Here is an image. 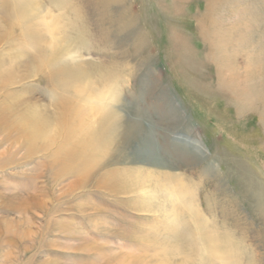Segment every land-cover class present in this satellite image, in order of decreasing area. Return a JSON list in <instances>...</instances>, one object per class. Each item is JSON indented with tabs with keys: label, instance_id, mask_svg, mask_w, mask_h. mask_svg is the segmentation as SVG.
Wrapping results in <instances>:
<instances>
[{
	"label": "rangeland",
	"instance_id": "rangeland-1",
	"mask_svg": "<svg viewBox=\"0 0 264 264\" xmlns=\"http://www.w3.org/2000/svg\"><path fill=\"white\" fill-rule=\"evenodd\" d=\"M35 1L0 0V264H209L212 230L264 264V0ZM62 98L108 143L63 131Z\"/></svg>",
	"mask_w": 264,
	"mask_h": 264
},
{
	"label": "bare ground",
	"instance_id": "bare-ground-1",
	"mask_svg": "<svg viewBox=\"0 0 264 264\" xmlns=\"http://www.w3.org/2000/svg\"><path fill=\"white\" fill-rule=\"evenodd\" d=\"M20 5L24 8V11L26 12H41L42 7L40 6V4L38 5L36 3L35 0H20ZM42 23L47 26L48 29H51V32L53 33V35L55 36L56 40H59V38L57 39L56 34H55V29H57V26L53 24V22L51 20H49V17H43L42 19ZM53 36V37H54ZM61 38V37H60ZM68 43V41H66ZM53 47L55 46V43L53 42ZM65 52L69 53V56H75V54H77V47L75 45L72 44V46H67L65 48ZM87 67V68H86ZM85 67V64H79L77 65L75 68L70 69L71 72H73L78 79H80L81 84L80 85V90L82 92H84V97L86 99V101H101L102 105L101 107H97L93 104H89L90 109L93 112V115L96 114H102V115H107L110 110L109 107L113 106V96L111 93L108 94L106 92H101L100 90H98L96 88V86L93 84L92 80L90 79V73H93L92 71H88V66ZM69 70V69H68ZM92 70V69H90ZM31 73V72H30ZM32 74V73H31ZM31 74L26 73V76L28 77H32ZM8 79L10 80H16L17 77L13 76V74H9V76H7ZM5 79V77H4ZM5 81V80H4ZM79 88V86H78ZM116 97V96H115ZM67 98H62L60 100V103L62 105V108L60 109V112L56 115V120L59 122L60 127H62V130L67 132L68 134H73V133H77L81 130H83L81 127H79L80 125L84 126V130L86 133L91 134V138L88 141L87 144H100V145H104L107 144L108 142V126L107 124L105 125V122L107 121L105 119L104 122L102 120V122H100L98 124V127L96 130H92L93 128H90L88 126H86L84 120L82 119V117L80 116L81 114H79V110H77V107H75L74 105H72V102L68 99V101H66ZM111 104V105H110ZM110 107V108H111ZM113 108V107H112ZM111 114H108V116ZM135 127H137V124H134ZM87 130V131H86ZM42 129L40 128H35L34 130H32V134L31 137L33 138L34 136L39 137L38 134H42L41 133ZM34 134V135H33ZM191 141H193V144H196L197 138H191ZM84 145V144H83ZM85 146V145H84ZM79 147V146H78ZM86 147V146H85ZM73 152H75L74 150H72ZM70 155L72 156V153L70 152V150H63L60 152V156H65V155ZM84 161L86 160L85 158H83ZM92 162H96L94 160H92ZM172 176V175H170ZM169 176V179H171V177ZM172 183H174V191L178 193V195L181 197V199L183 197L188 198L187 196L190 195V191L189 190H183L182 188L184 187H180L179 185L182 184L180 181L178 180H170ZM178 182V183H176ZM183 196V197H182ZM186 207L187 204H185ZM189 208H193V205L189 204ZM205 230V229H204ZM209 230V229H208ZM206 231V230H205ZM213 231V230H212ZM212 231H207V233L204 235L202 232V238H203V250L206 252V258H204V261H207L209 264H214L215 261H218L219 264H232V262L230 263V259H232L231 255H232V250L230 249L229 245L226 243H222L220 242L219 238L215 235L214 232ZM204 235V236H203Z\"/></svg>",
	"mask_w": 264,
	"mask_h": 264
}]
</instances>
